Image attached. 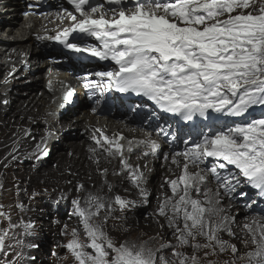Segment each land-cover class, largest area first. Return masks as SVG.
Masks as SVG:
<instances>
[{"label":"snow or ice","instance_id":"snow-or-ice-1","mask_svg":"<svg viewBox=\"0 0 264 264\" xmlns=\"http://www.w3.org/2000/svg\"><path fill=\"white\" fill-rule=\"evenodd\" d=\"M67 3L72 11L63 12L70 26L54 36L37 39L55 40L71 52L112 63L106 70L89 74L99 78L86 84L97 97L96 103L113 91L142 97L154 104L157 113L168 114L187 126L188 136L199 137L190 141L191 146L184 141L185 149L172 158L181 172L165 180L171 195L157 198L156 215L166 220L176 240L175 244L160 245V249H171L170 256L158 254L160 250L146 241H115L105 230L112 205L123 211L135 201L119 195L106 201L89 193L83 202L73 200L83 239L81 232L73 229L72 239L64 245L76 264H221L208 257L226 252L231 253V259L223 264H264V215L250 216L243 224V253L220 235H235L231 229L234 217L222 206L224 197L246 199L249 192L245 189H251L264 198V0ZM72 95V91H65L63 99L70 100ZM152 115L149 112L142 119ZM157 128L165 138L174 137L170 127L157 124ZM92 139L109 156L121 157L123 167L130 170L131 182L147 203L150 192L144 173L124 158L125 146L120 143L124 137H103L102 142L94 133ZM134 143L143 145L144 155H154L161 148L156 139L148 137L128 141L129 151ZM48 154L46 147H40L36 159ZM176 156L183 159L182 165ZM106 173L104 169L102 174ZM209 177L215 188L207 187ZM78 188L83 189V185ZM254 203L251 200L245 207ZM17 206L24 208L23 204ZM0 218L8 221L7 228L0 227V252H5L10 239H16L12 247L21 249L4 264L34 260L25 256L23 248L35 245H24L14 232L19 227L25 236L31 235L34 224H13L3 205ZM189 248L191 254L184 251Z\"/></svg>","mask_w":264,"mask_h":264},{"label":"bare ground","instance_id":"bare-ground-1","mask_svg":"<svg viewBox=\"0 0 264 264\" xmlns=\"http://www.w3.org/2000/svg\"><path fill=\"white\" fill-rule=\"evenodd\" d=\"M63 9L72 11L67 0H0V198L16 207L21 199H17L15 192L23 193L27 199L23 208L25 215L38 219L43 212L47 213L45 204L59 206L65 197L73 203V200L85 199L89 193L100 195L106 201L119 195L135 204L121 211L119 205L113 203L105 230L118 241L124 236L132 237L129 236L132 233V238L136 234L145 237L149 231L145 226L157 221L147 224L148 219L153 218V211L143 215L146 209L142 211V208L149 205V198L154 197L153 204L157 203V198L169 190L165 180L181 172L172 158L185 149L184 141H189L187 146H191L190 141L199 137L188 136L187 126L168 114L157 113L154 104L142 97L106 92L97 104V97L86 84L89 79L99 78L89 74L106 70L112 63L71 52L55 40L37 39L38 36H54L70 26L71 21L65 18ZM24 10H35V28L28 40L17 42L15 37H10L15 35L16 28L25 24L21 15ZM49 81H52L51 88ZM65 91H72L70 100L63 99ZM149 112L153 115L143 120ZM157 124L170 127L175 138L160 135ZM94 133L102 142L103 137H124L120 141L125 146L124 158L132 168L139 166L144 173L145 187L150 192L147 203L131 182L130 170L123 167L121 157L109 156L103 151L92 139ZM148 137L161 144L154 155H144L146 149L135 143L132 150H128V141ZM38 145L46 147L49 153L39 160L36 159L40 153ZM176 159L183 164L181 157L176 156ZM104 169H107L106 174H102ZM79 185H83V189H79ZM207 187L215 188L211 177ZM5 189L8 194L2 193ZM28 201L37 205L34 213L27 211ZM222 206L230 216L232 201L224 197ZM25 215H17L19 224ZM70 216L73 222L77 221L74 212ZM245 222L246 219H234L232 232ZM220 235L241 249L236 235L229 236L226 232ZM220 255L208 259H219Z\"/></svg>","mask_w":264,"mask_h":264},{"label":"rangeland","instance_id":"rangeland-1","mask_svg":"<svg viewBox=\"0 0 264 264\" xmlns=\"http://www.w3.org/2000/svg\"><path fill=\"white\" fill-rule=\"evenodd\" d=\"M129 114H131V112ZM258 114H259V109L257 110V115ZM171 138L172 136L169 137V139ZM245 190L249 192L248 198L231 200L234 206H233V212H232L233 214L231 213L230 216L234 217V219H238V220L242 219L243 221L244 219H247L250 216L259 215L258 211H261L260 215H264V198H261L258 195L257 191H254L251 189H245ZM2 193L8 194L9 191L8 189H5L3 190ZM15 194L18 200L20 199L22 200V201L20 200L21 204L24 205L27 203V199L24 198L23 193H20L19 195L17 192H15ZM164 194L171 195V192L170 190H166ZM0 196H2L1 193H0ZM80 200H82L81 202L84 201V199H80ZM251 200H255L256 203L252 204L251 208H246L245 204ZM51 201H54V200L51 199ZM63 201L64 203L59 206H61L62 208H65L64 210L62 209L60 210L59 209L60 207L55 204H49V205L45 204L47 213L43 212L42 217L37 219V218H32V217L30 218L29 216H26L24 212L26 210H21V208H19L18 206L12 207L11 206L12 203L9 200L8 201L2 200L0 198V205H3V210L5 212H8L11 215V221L13 224H19L18 223L19 218L17 216L19 213H21L22 216L23 214L25 215L23 222L31 221L34 224V228L31 230L32 234L28 236L24 235V231L22 228L18 227L14 230L16 238L23 240L24 245H29V244L35 245V247H24L23 248V251L26 257L35 258L34 260H28L27 264H76V261L72 253L66 247H64V245H66L68 241L72 239L71 234H72L73 229H77L78 231H80L81 239H83L82 224L80 223V220L76 215H75L77 219L76 222H73L74 219L73 220L70 219L71 217L70 214L74 212V208H75L73 203H70V201L68 202L66 197L63 198ZM153 201H154V197L149 198V205L146 207L144 206L142 208V211L146 209L144 210L143 215H145L146 211L147 212L149 210L153 211L152 212L153 218L152 219L149 218L147 221V224L151 220L157 221V224L145 226V228L149 230L147 232V236L140 237L138 234H136L135 238H132L134 236V234L132 233L131 235H129L132 237L128 239H126L124 236L120 238L119 241L118 240H115V241L117 242H120L123 240H134L138 242L146 241L148 242L150 247L160 250L158 254H163L164 256H170L171 249L167 247L160 249V245L161 244H164V245L175 244L176 240L174 236L172 235V229H170L167 226L166 220L163 217L156 215L159 201L154 204H153ZM28 203L30 204L29 201ZM16 205H19V204H16ZM153 205L155 206L153 207ZM28 209L27 211H29L30 213H34L37 210V205L30 204L28 206ZM242 226L240 225L241 228L237 227L234 231L236 235L235 237H237L238 240L240 241V246H241L240 252L241 253H243L246 250L244 247V244L242 243V238H243ZM0 227H4V228L8 227L7 219L0 218ZM159 237L162 239L159 240ZM15 243H16V239H10L6 241V244H8L9 246L6 248L5 252H0V264H4V262H6L7 260H12L16 257L17 253L21 249L20 247L11 246V245H15ZM184 251H187L189 254H191L190 248L184 249ZM230 259H231V253L226 252V253L221 254L219 259L215 258L212 260H221L225 262ZM21 264H24V262H21Z\"/></svg>","mask_w":264,"mask_h":264}]
</instances>
